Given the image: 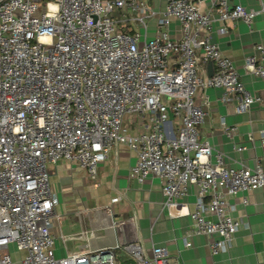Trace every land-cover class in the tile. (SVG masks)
<instances>
[{"label": "built area", "instance_id": "built-area-1", "mask_svg": "<svg viewBox=\"0 0 264 264\" xmlns=\"http://www.w3.org/2000/svg\"><path fill=\"white\" fill-rule=\"evenodd\" d=\"M210 1L203 9L200 0H167L158 9L152 0H0V264H16L12 246L24 253L21 264H120L115 248L56 257L58 196L48 166L75 160L97 180L100 161L121 143L136 153L134 179H161L168 208L196 186L193 232L214 237L213 254L231 246L242 223L228 197L264 188V167H230L200 140L207 112L195 95L221 88L237 113L264 105L213 39L216 21L251 25L264 6ZM154 19L159 28L148 37ZM172 19L180 39L168 29ZM254 49L244 67L264 80V44ZM200 61L213 63L212 75ZM138 117L144 130L133 132ZM121 246L135 264H170L166 247L154 246L148 258L139 242Z\"/></svg>", "mask_w": 264, "mask_h": 264}, {"label": "crops", "instance_id": "crops-1", "mask_svg": "<svg viewBox=\"0 0 264 264\" xmlns=\"http://www.w3.org/2000/svg\"><path fill=\"white\" fill-rule=\"evenodd\" d=\"M152 2L162 9L167 0ZM234 2L247 9L260 10L264 6V0ZM199 3L207 9L211 1ZM158 28L157 19L151 20L148 37H153ZM168 29L172 37L181 38V23L177 19H172ZM213 39L234 61L245 86L264 97V80L244 67L245 58L255 52L256 44H264V12L257 14L251 25L240 19L216 21ZM199 64L203 74L209 75V63ZM223 94L224 90L216 87L196 93V102L207 112L205 123L199 127L200 140L222 151L230 167H254L257 163L264 167V105L254 104L249 111L237 113L222 101ZM167 120L177 133L179 124L170 112ZM145 122L143 117L135 118L131 123L133 132L144 130ZM237 145L245 148L238 150ZM136 158L127 144H117L109 157L100 161L97 180H92L75 160H61L48 166L51 188L58 196L51 227L57 258L115 248L120 264H135L124 246L116 247L118 243L139 242L148 258L152 257L154 246L166 247L170 264H264V188L228 197L232 215L242 226L226 251L213 254L210 241L214 237L193 232L190 213L195 208L197 187L192 186L176 206L168 208L160 178L150 176L141 183L132 177ZM12 248L16 264H21L24 253Z\"/></svg>", "mask_w": 264, "mask_h": 264}, {"label": "water", "instance_id": "water-1", "mask_svg": "<svg viewBox=\"0 0 264 264\" xmlns=\"http://www.w3.org/2000/svg\"><path fill=\"white\" fill-rule=\"evenodd\" d=\"M36 1H39V0H36ZM208 68H209V75H212L214 72V65L212 62L209 63Z\"/></svg>", "mask_w": 264, "mask_h": 264}, {"label": "rangeland", "instance_id": "rangeland-1", "mask_svg": "<svg viewBox=\"0 0 264 264\" xmlns=\"http://www.w3.org/2000/svg\"><path fill=\"white\" fill-rule=\"evenodd\" d=\"M11 249L13 250V248L11 247Z\"/></svg>", "mask_w": 264, "mask_h": 264}]
</instances>
